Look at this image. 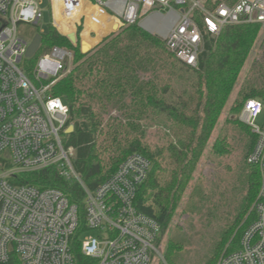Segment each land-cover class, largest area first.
I'll list each match as a JSON object with an SVG mask.
<instances>
[{
	"label": "built area",
	"instance_id": "1",
	"mask_svg": "<svg viewBox=\"0 0 264 264\" xmlns=\"http://www.w3.org/2000/svg\"><path fill=\"white\" fill-rule=\"evenodd\" d=\"M41 1L0 0V263L7 264L16 257L19 264H80L73 251L81 223L77 204L60 189L13 182L23 173L55 166L67 179L79 181L85 191L86 230L80 236L81 252L89 261L85 264H150L154 254L168 264L156 246L160 223L134 204L151 170L150 159L140 153L130 154L94 190L74 168V147L66 146L63 137L69 133L70 107L62 97L48 93L70 70L73 52L55 45L41 54L34 69L37 81L22 67L31 41L19 35L18 25L39 24ZM49 3L51 25L66 36L74 31L80 41L91 28L109 31L115 26L138 23L146 27L153 22V30H165L166 48L193 68L198 66L205 33L217 36L231 24H264V0ZM261 116L264 101L248 98L241 119L256 135L248 161L258 166L261 175L255 219L245 229L240 247L224 254L216 264H264V119L262 124L257 122Z\"/></svg>",
	"mask_w": 264,
	"mask_h": 264
},
{
	"label": "trees",
	"instance_id": "2",
	"mask_svg": "<svg viewBox=\"0 0 264 264\" xmlns=\"http://www.w3.org/2000/svg\"><path fill=\"white\" fill-rule=\"evenodd\" d=\"M211 1L207 0V3ZM218 1L234 3L238 0ZM196 17L200 18L198 11ZM261 28V23L231 24L217 36L205 33L196 68L182 63L169 52L160 36L148 32L138 23L123 26L88 52H82L79 45H73L52 25L41 35L36 57L55 45L73 49V69L57 79L50 91L52 95L62 97L70 107L69 123L75 128L65 133L64 143L74 147L75 170L86 186L94 190L130 154L140 153L149 158L152 167L138 189L134 204L139 211L160 223L158 243L191 186L185 210L206 208L208 213L213 210L210 183L208 189L206 177L196 178L195 174L254 50ZM87 34L90 31L84 36ZM86 44L85 50L91 47V43ZM36 57L25 58L22 62L24 71L34 81H37ZM165 64L177 79L188 80L190 89H177L169 81L161 83L160 73L166 68ZM148 73L151 76L146 78L143 74ZM248 98L264 101V58L262 62L254 63L251 74L240 84L229 111L235 112ZM111 110H117L119 114L106 119L105 113L110 114ZM150 121H158L166 128L164 144L153 146L148 142ZM225 122L232 124L236 133L230 134L229 127H223L212 142L210 155L212 160L218 161L217 166L223 167L222 174L239 172L241 196L233 202L231 220L216 243L213 255L203 264H216L223 252L239 248L245 229L255 219L254 203L261 185L258 166L248 161L256 135L236 118L227 117ZM236 152L239 154L234 158V166L231 162L225 164V159ZM13 182L29 183L41 189H60L70 202L77 204L81 223L73 240V251L80 264L89 262L81 252L80 236L86 230V204L80 182L67 179L55 166L23 173ZM183 248L182 241L175 237L169 239L165 256L170 264H177L173 257ZM7 264L19 262L14 257Z\"/></svg>",
	"mask_w": 264,
	"mask_h": 264
},
{
	"label": "rangeland",
	"instance_id": "3",
	"mask_svg": "<svg viewBox=\"0 0 264 264\" xmlns=\"http://www.w3.org/2000/svg\"><path fill=\"white\" fill-rule=\"evenodd\" d=\"M41 6L43 9V16L39 24L20 23L18 25L19 35L28 41H32L34 36L39 31H47L52 24V17H51L52 15H51L49 0H42ZM139 25L143 27L145 30H147L148 32L152 34H156L164 40L165 30L161 32L157 30L156 31L153 30V28L151 27L153 26V22L149 23V25L146 26L147 28H150L152 31L147 29L145 26L141 24ZM116 27L117 26H115V29H112V30L109 29V31L106 30V32L103 34L97 33L95 36L94 35L90 36L92 40H94V42L92 43L91 49L97 46L105 37L118 32L123 26L117 29ZM82 43H84V39L82 41L78 40L76 44L74 43L72 44L75 46L79 45L81 48ZM69 49L73 52V49L71 48ZM46 51L48 50H44L43 52L39 53V56L45 53ZM36 54L37 53H35L33 57L34 56L36 57ZM38 57H36V62L38 60ZM263 58H264V24L262 25L261 32L255 44L254 50L252 51L251 56L248 58L244 66V69L241 73L239 83L235 87V89L233 90L229 98L228 104L220 118L219 124L214 132L213 138H211L208 144L207 150L205 151L203 159L201 160L199 168L195 174L196 178H198L200 175L206 177V179L208 180L207 182L208 189H209V183H210V188L213 191V198H214L213 205L211 206L213 210L208 213L206 211V208H203V209L199 208V209H196L195 211L187 212V210H185V205L188 199L190 198L192 186L186 191L183 197L182 203L179 206V208L175 211L173 219L171 223L169 224L168 229L162 236L160 243L156 244V246L160 249V251L162 252L164 256V259L166 260L168 264L170 263L165 256V250L168 245V241L171 237H175L176 239L182 241L184 244L183 250L177 256L173 257V259L176 261L177 264H203L208 259V257L213 255L216 243L220 239V236L224 228L226 227L228 222L231 220L230 217H231V213L233 212V208H234L233 202L236 199L238 201L239 197L241 196L240 194L241 184L239 181L241 176L239 172L235 173L234 175L222 174L224 172L223 167L221 168L220 166H217L218 161L217 160L214 161L211 159L210 147L212 145L214 138L216 137V135L220 132V130L223 127H229L230 134L236 133L235 129L232 128L233 125L227 124L225 121L227 117L236 118L242 121L241 112H242V109H243V106L246 100L241 105V107L235 110V112H230L229 108L238 94V89L240 87V84L243 82L245 78H247L251 74V68L254 65V63L257 61L262 62ZM73 59H74V56H72L71 60L68 63V69H70L68 72H70L74 67ZM170 61L173 62L174 61L173 58H171ZM176 65L177 67L180 66L179 63H176ZM165 67L166 68L162 70L160 73L161 83H163L164 81H167V82L169 81L177 89H180V90L190 89L191 84L188 80H185L182 77L177 79L175 75L171 73L172 69L170 67H167L166 64H165ZM68 72L63 73L59 78L66 75ZM143 75L146 78L151 76L150 73L143 74ZM48 93L52 95L50 89ZM105 114H106L105 118L107 119L109 116L116 117L119 114V112L117 110H111L110 114L109 113H105ZM263 117L264 116H261L257 120L259 124H262L263 119H264ZM165 129L166 128L164 127L162 123H159L158 121L157 122L150 121L147 126L148 142L153 146L164 144L166 142V138L164 135L166 131ZM63 137H65V134H63ZM238 148H241V147H238ZM238 154L239 153L236 152L232 154L231 156L227 157L224 161L225 164L228 162H231L232 166H234V163H233L234 158ZM74 157H75V150H74L73 158ZM90 232L91 234L95 233L94 231H90ZM228 252L229 251L223 252L222 255L219 257V259ZM150 264H165V263L158 254H154L152 255V261Z\"/></svg>",
	"mask_w": 264,
	"mask_h": 264
},
{
	"label": "water",
	"instance_id": "4",
	"mask_svg": "<svg viewBox=\"0 0 264 264\" xmlns=\"http://www.w3.org/2000/svg\"><path fill=\"white\" fill-rule=\"evenodd\" d=\"M41 37H42V36H41L40 33H37V34L34 36L33 40L31 41V43H30V45H29V47H28L27 53H26V57H27V58L32 57V56L38 51L39 46H40V43H41ZM67 37H68L69 40H70L72 43H74V44H76V43L78 42L77 36H76V34H75L74 31H71L70 33H68ZM90 49H91V47L88 48L87 50H85V48H84V43L81 44V50H82V51L87 52V51H89ZM74 128H75L74 124L71 123V124L69 125V128L67 129V132H69V133L72 132V131L74 130Z\"/></svg>",
	"mask_w": 264,
	"mask_h": 264
},
{
	"label": "crops",
	"instance_id": "5",
	"mask_svg": "<svg viewBox=\"0 0 264 264\" xmlns=\"http://www.w3.org/2000/svg\"><path fill=\"white\" fill-rule=\"evenodd\" d=\"M88 31H90V33H91V35L89 34H87L88 36H84V45H87L86 43H91V46H92V43L94 42V40H92V38L90 37V36H92V35H96V33L95 32H93V31H96L98 34H99V32L100 31H98V30H96L95 28H91V29H89ZM103 33H105L106 31H102ZM103 33H101V34H103ZM100 34V35H101Z\"/></svg>",
	"mask_w": 264,
	"mask_h": 264
}]
</instances>
